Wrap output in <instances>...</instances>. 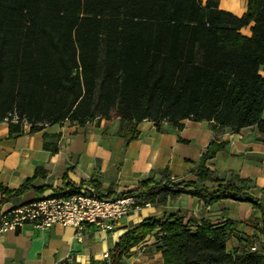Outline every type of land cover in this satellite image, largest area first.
<instances>
[{
	"label": "trees",
	"instance_id": "1",
	"mask_svg": "<svg viewBox=\"0 0 264 264\" xmlns=\"http://www.w3.org/2000/svg\"><path fill=\"white\" fill-rule=\"evenodd\" d=\"M248 25L245 36L240 29ZM261 69L264 0H246L240 16L218 8V0H0V121L8 122L9 136L20 134L24 123L35 132L98 116L118 118L120 128L144 119L178 128L186 118L209 120L234 131L255 127L264 141ZM225 144L208 142L194 181H175L165 168L120 194H102L90 184L100 197L134 195L137 204L182 193L206 205L250 202L261 213L263 232L264 187L254 195L250 178L220 179L206 166ZM30 183L0 185V209L29 189L44 190ZM155 229L162 264H264V244L228 248L232 222L201 219L191 229L176 215L145 219L122 235L111 264Z\"/></svg>",
	"mask_w": 264,
	"mask_h": 264
},
{
	"label": "crops",
	"instance_id": "2",
	"mask_svg": "<svg viewBox=\"0 0 264 264\" xmlns=\"http://www.w3.org/2000/svg\"><path fill=\"white\" fill-rule=\"evenodd\" d=\"M218 8L240 16L246 10V0H218ZM250 25L240 32L249 36ZM260 73L264 76L262 69ZM133 133L135 137H131ZM211 140L226 144L206 161V166L220 179L227 180L232 175L250 178L252 192L258 195L264 187V141L255 127L234 131L214 127L209 120L186 118L181 128L166 120L156 125L148 119L135 125L124 122L120 128L118 118L96 116L84 122L65 119L35 132H30L29 124L24 123L20 134L9 136L8 122L2 120L0 185L16 189L31 178L32 187L44 190L37 195L29 189L11 198L0 210L38 196L70 191L81 183H85L81 189L93 190L90 183L96 184L102 194L128 192L143 179L158 178L165 168L175 181H194L201 152ZM137 205L111 230L86 225L76 231L69 225L57 224L47 229L25 225L1 232L0 264L104 263L105 255L110 256L122 235L145 219L164 220L170 215L182 218L191 229L201 219L214 225L232 222L228 248H243L248 242L256 247L264 244L261 213L250 202L221 199L206 205L197 197L182 193ZM158 236L157 229L146 234L130 248L129 256L121 260L123 264H162Z\"/></svg>",
	"mask_w": 264,
	"mask_h": 264
},
{
	"label": "built area",
	"instance_id": "3",
	"mask_svg": "<svg viewBox=\"0 0 264 264\" xmlns=\"http://www.w3.org/2000/svg\"><path fill=\"white\" fill-rule=\"evenodd\" d=\"M134 195L103 198L93 189L53 192L41 198L0 210V233L15 231L25 225L47 229L53 225H69L76 231L86 225L111 230L133 208ZM255 246L251 250H255ZM105 255L104 263L110 264Z\"/></svg>",
	"mask_w": 264,
	"mask_h": 264
},
{
	"label": "rangeland",
	"instance_id": "4",
	"mask_svg": "<svg viewBox=\"0 0 264 264\" xmlns=\"http://www.w3.org/2000/svg\"><path fill=\"white\" fill-rule=\"evenodd\" d=\"M128 256H129V255H128ZM128 256H126V257H128ZM126 257H124V258H126ZM122 259H123V258H122ZM122 259H121V260H122ZM121 260L116 259L114 264H123L124 262H122Z\"/></svg>",
	"mask_w": 264,
	"mask_h": 264
}]
</instances>
